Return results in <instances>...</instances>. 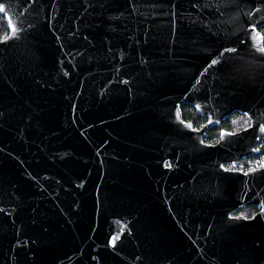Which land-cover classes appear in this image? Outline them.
<instances>
[{
	"label": "water",
	"instance_id": "95a60500",
	"mask_svg": "<svg viewBox=\"0 0 264 264\" xmlns=\"http://www.w3.org/2000/svg\"><path fill=\"white\" fill-rule=\"evenodd\" d=\"M0 6V264H264V0Z\"/></svg>",
	"mask_w": 264,
	"mask_h": 264
},
{
	"label": "flooded vegetation",
	"instance_id": "af4514ba",
	"mask_svg": "<svg viewBox=\"0 0 264 264\" xmlns=\"http://www.w3.org/2000/svg\"><path fill=\"white\" fill-rule=\"evenodd\" d=\"M231 116H233V117H235V119H238V116H241L242 118H244L245 120H246V123L245 124H243V126H238L237 128H235V129H233V130H229V129H227V128H220L218 131H217V133H218V135H217V137L215 138V141L214 142H212V143H207V142H205V139L207 138V136L209 135V132H210V130L212 129V128H210L207 132H206V136H205V138L203 139V142L205 143V144H208V145H214V144H216L217 142H219V140H220V135H221V133L223 132V131H227V132H231V133H235V132H239V131H241V130H243V129H246L248 126H249V119L245 116V115H243V114H241V113H237V112H234V113H232V114H230L229 116H227L226 118H229V117H231ZM182 118H183V116H182ZM225 118V119H226ZM225 119H223V120H225ZM248 119V120H247ZM184 121V120H183ZM185 123H188V122H186V121H184ZM223 122V121H222ZM221 122V123H222ZM192 124V123H191ZM193 125V124H192ZM205 125V124H204ZM203 125V126H204ZM221 125V124H220ZM220 125L219 126H217V127H213V128H219L220 127ZM203 126H201V127H194L193 126V128H195V129H197V130H199V129H201ZM264 135V134H263ZM262 135V136H263ZM259 142H260V140H259ZM256 149H259V151H257ZM255 150L257 151V153H255V154H252V155H248V156H246V157H243L240 161H239V163L236 165V166H233V164L232 163H226V164H223V167H224V169H226V170H231V171H239V172H242V173H245V172H247V171H250V170H253V169H258V168H263V167H261V165L260 164H258V161L260 160V158L262 157V155L260 156L259 154H260V148H259V144L256 146V148H255ZM258 156H259V158H258ZM264 156V155H263ZM251 157V158H250ZM257 162V163H256ZM167 164V163H166ZM258 212V209H257V207L256 206H245V207H238V208H236L235 210H234V212L231 214V217H243V218H245V219H250L251 217H253L256 213Z\"/></svg>",
	"mask_w": 264,
	"mask_h": 264
},
{
	"label": "trees",
	"instance_id": "16d2710c",
	"mask_svg": "<svg viewBox=\"0 0 264 264\" xmlns=\"http://www.w3.org/2000/svg\"><path fill=\"white\" fill-rule=\"evenodd\" d=\"M259 31L263 35V47H264V26L259 28ZM9 32L8 25L4 19V17L0 14V39H3L4 36H7ZM181 113L183 116V120L186 122H190L193 124L194 127H201L207 122V118L200 116L196 113L195 109L191 105L184 104L181 106ZM241 123H243V118L241 116H238V119H235V117L231 116L229 118H226L223 120L219 128H212L209 132V135L205 139V142L212 143L215 141V138L217 137L218 133L217 131L220 128H227L229 130H233L237 128ZM219 132V131H218ZM259 148H260V156L264 155V135L260 137L259 142ZM251 158V157H250ZM259 158V156H258Z\"/></svg>",
	"mask_w": 264,
	"mask_h": 264
},
{
	"label": "snow or ice",
	"instance_id": "6c2138e0",
	"mask_svg": "<svg viewBox=\"0 0 264 264\" xmlns=\"http://www.w3.org/2000/svg\"><path fill=\"white\" fill-rule=\"evenodd\" d=\"M4 10H5L4 7H3V6H0V12H2V11H4ZM9 26H10V28H11V31H12L13 33H15V32H16V28H15L14 26H11V24H10ZM10 38H11V37H9V36H4V37H3V41H8ZM225 51H226V52H227V51H235V49H226ZM260 51H261L262 53H264V48H261ZM216 63H217L216 60H213V61H212V64H213V65H215ZM197 107H199V106H197ZM188 126L191 127V125H188ZM259 129H260V132L264 133V124H261V125L259 126ZM221 135H224V133H222ZM256 150L259 151V149H256ZM261 167H264V164H262ZM253 171H255V169H253ZM245 175H247V173H245ZM237 219H238V218H237Z\"/></svg>",
	"mask_w": 264,
	"mask_h": 264
},
{
	"label": "rangeland",
	"instance_id": "374dc122",
	"mask_svg": "<svg viewBox=\"0 0 264 264\" xmlns=\"http://www.w3.org/2000/svg\"><path fill=\"white\" fill-rule=\"evenodd\" d=\"M248 120V119H247ZM246 123V120L243 118V123H241L239 126H243V124H245ZM257 163V162H256ZM258 164H260V165H262V164H264V156H262L261 158H260V160L258 161Z\"/></svg>",
	"mask_w": 264,
	"mask_h": 264
}]
</instances>
